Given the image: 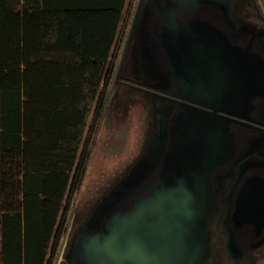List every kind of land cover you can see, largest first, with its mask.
<instances>
[{
	"label": "flooded vegetation",
	"instance_id": "af4514ba",
	"mask_svg": "<svg viewBox=\"0 0 264 264\" xmlns=\"http://www.w3.org/2000/svg\"><path fill=\"white\" fill-rule=\"evenodd\" d=\"M140 2L132 0L124 18L128 34L112 74L109 100L120 88L144 95L151 103L152 133L79 228L77 212L72 215L57 264H88L82 247L95 242L107 218L119 210L128 212L153 194L166 173L175 145L173 133L182 117L192 124L201 121L204 130L212 121L218 124V148L211 150L212 156L207 130L198 134L202 144L196 152L189 149L203 171L211 166L210 228L201 255L206 253L208 264H248L249 253L239 250L255 247L253 254L260 256V263L264 260V8L258 0H148L145 22L130 42ZM164 125L169 137L159 162L141 186L114 202L115 192L151 152L155 134ZM108 203L110 207L94 221ZM117 223L121 239L122 230L129 231ZM141 233L140 240L133 239L152 249L169 243L172 264H177L182 241L168 235L165 240L153 237L161 239L153 243L144 228Z\"/></svg>",
	"mask_w": 264,
	"mask_h": 264
},
{
	"label": "trees",
	"instance_id": "16d2710c",
	"mask_svg": "<svg viewBox=\"0 0 264 264\" xmlns=\"http://www.w3.org/2000/svg\"><path fill=\"white\" fill-rule=\"evenodd\" d=\"M126 3L0 0V264L53 262L102 123Z\"/></svg>",
	"mask_w": 264,
	"mask_h": 264
},
{
	"label": "water",
	"instance_id": "95a60500",
	"mask_svg": "<svg viewBox=\"0 0 264 264\" xmlns=\"http://www.w3.org/2000/svg\"><path fill=\"white\" fill-rule=\"evenodd\" d=\"M193 1L197 3L205 0ZM147 10L148 0H141L130 42L139 24L142 28ZM217 125L216 121H212L210 129L206 131L201 121L192 124L185 117L179 119L173 133L175 145L172 146L165 168L167 174L165 173L157 186L152 189V195L137 201L128 212L119 210L107 218L95 242L90 240L82 247L81 254L89 259L88 264H172L173 257L169 243L167 246L152 249L134 240H140L143 228L148 233L147 238L153 243L161 239L165 240L168 235H172L173 240L182 241V251L177 264L209 263L210 260L205 258L206 253L201 255L200 250L205 247L204 243L210 228L208 212L211 166L206 165L207 168L203 171V164L190 156L189 149L195 148L196 152V147L202 144L198 134L206 131L210 137L209 155L212 156L211 150L218 148ZM165 127L162 126L155 134L151 152L143 158L139 168L134 170L133 176H130L115 192L114 202L128 191L132 192L135 187L141 186L159 162L168 143V130ZM196 167L202 168V171L196 170ZM110 204L100 208L99 215L94 221L100 215L103 216ZM118 221L123 227H128L129 231L122 230L121 239ZM153 237H161V239L153 240ZM119 240L129 247H123ZM254 250L255 247H251L242 252L239 250V253H249L248 264H259L260 256L253 254ZM242 262L236 261L237 264Z\"/></svg>",
	"mask_w": 264,
	"mask_h": 264
},
{
	"label": "rangeland",
	"instance_id": "374dc122",
	"mask_svg": "<svg viewBox=\"0 0 264 264\" xmlns=\"http://www.w3.org/2000/svg\"><path fill=\"white\" fill-rule=\"evenodd\" d=\"M131 3L132 0L123 18L126 17ZM127 34L124 19L116 44L118 55L115 62V74L122 59ZM112 84L113 82L108 88L102 123L92 145L87 172L69 204L66 226L52 264H57L63 238L70 226L72 215L77 212V228H79L99 201L101 194H104L110 185L126 172L146 143L145 139H148L152 133L150 127L152 122L149 121L152 108L147 98L139 92L120 88L115 95V89L113 90L114 97L110 103ZM259 264H264V260Z\"/></svg>",
	"mask_w": 264,
	"mask_h": 264
},
{
	"label": "crops",
	"instance_id": "0c3cea01",
	"mask_svg": "<svg viewBox=\"0 0 264 264\" xmlns=\"http://www.w3.org/2000/svg\"><path fill=\"white\" fill-rule=\"evenodd\" d=\"M129 3H130V0H127V3H126V8H125V10H127V7L129 6ZM125 13H126V11H125Z\"/></svg>",
	"mask_w": 264,
	"mask_h": 264
}]
</instances>
